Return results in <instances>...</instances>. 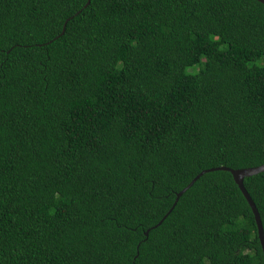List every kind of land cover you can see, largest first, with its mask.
<instances>
[{"label": "trees", "instance_id": "16d2710c", "mask_svg": "<svg viewBox=\"0 0 264 264\" xmlns=\"http://www.w3.org/2000/svg\"><path fill=\"white\" fill-rule=\"evenodd\" d=\"M85 3L0 0V264H264L230 171L163 218L264 162V4Z\"/></svg>", "mask_w": 264, "mask_h": 264}, {"label": "water", "instance_id": "95a60500", "mask_svg": "<svg viewBox=\"0 0 264 264\" xmlns=\"http://www.w3.org/2000/svg\"><path fill=\"white\" fill-rule=\"evenodd\" d=\"M260 1L261 3L264 4V0H258ZM90 2V0H86V3L84 4V6H86L88 3ZM65 24L66 22H64L63 24V28H62V31H64V27H65ZM216 169H223V170H227V171H230L231 174H232V177L235 181V183L238 185L240 191L242 192L243 196L245 197L246 201L248 202L249 206L251 207V210L253 212V215H254V219H255V223H256V226H257V232H258V237H259V240H260V244H261V247H262V250H263V253H264V234H263V226H262V222H261V219H260V216H259V212L257 210V207L253 201V199L251 198L250 194L248 193L247 189L245 188L244 186V183H243V179L245 176H250V175H253V174H256L258 172H261V171H264V162L261 163L260 165H257V166H252V167H246V168H237V169H234V168H230L228 166H217V167H211L209 169H206V170H203V171H200L197 175H195V177L185 186L183 187L180 191H178L176 193V196H175V200L173 201L171 207L168 209L167 213L163 216V218L168 214V212L171 211V209L175 206L179 196L204 172V171H209V170H216ZM162 220V219H161ZM160 220V221H161ZM159 221V222H160ZM158 222V223H159ZM157 223V224H158ZM156 224V225H157ZM155 225V226H156ZM145 233H147V230L145 231Z\"/></svg>", "mask_w": 264, "mask_h": 264}]
</instances>
